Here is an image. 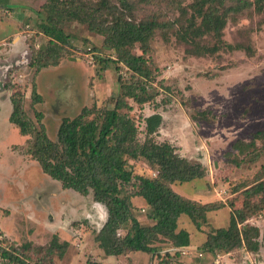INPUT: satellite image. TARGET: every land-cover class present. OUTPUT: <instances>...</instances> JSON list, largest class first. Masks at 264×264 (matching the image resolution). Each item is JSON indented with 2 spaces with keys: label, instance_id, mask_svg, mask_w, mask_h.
I'll return each mask as SVG.
<instances>
[{
  "label": "rangeland",
  "instance_id": "374dc122",
  "mask_svg": "<svg viewBox=\"0 0 264 264\" xmlns=\"http://www.w3.org/2000/svg\"><path fill=\"white\" fill-rule=\"evenodd\" d=\"M194 1L136 0L141 8L137 15L139 19L155 16L173 21L179 4L189 8ZM9 2V8H0V224L14 233L11 240L0 232L6 247L30 264H215L217 259L219 264H264L262 236L256 254L246 247L227 253L204 249L208 234L227 228L237 210L250 215L239 227L248 223L264 232V193L245 194L264 181V139L256 143L259 157L255 160L254 148L246 146L264 131V14L239 15L224 29V42L250 46L251 52L223 50L198 57L189 55L173 33L163 36L159 32L152 39L146 58L156 75L150 88L156 99L144 106L129 100L132 109L126 111L136 121L141 142L147 138L144 119L162 115V125L151 138L171 143L181 156L207 169L203 179L174 183L173 190L218 209L207 213L200 229L189 216L179 218L178 231L190 233L186 255L160 237L153 244L154 253L114 256L97 240L107 220L106 206L96 202L92 193L83 196L63 189L42 172L28 152L34 135H22L10 121L11 99L15 93L22 95L34 126L39 127L41 114L48 137L57 141L64 118H75L84 108H113L120 94L118 77L130 78V73L122 64L119 70L113 62L107 67L100 64L97 56L109 60L117 56L105 49L102 36L78 22L61 25L68 43L60 45L57 65L38 68L55 42L41 29L46 0ZM132 51L142 54L140 46ZM200 112L206 113L207 120L193 119ZM130 168L134 175L154 177L156 173L144 159L130 160ZM126 190L129 193L134 188L128 185ZM131 200L140 224L154 225L144 200ZM127 228L122 227L117 238H123Z\"/></svg>",
  "mask_w": 264,
  "mask_h": 264
},
{
  "label": "trees",
  "instance_id": "16d2710c",
  "mask_svg": "<svg viewBox=\"0 0 264 264\" xmlns=\"http://www.w3.org/2000/svg\"><path fill=\"white\" fill-rule=\"evenodd\" d=\"M3 7H10L9 0H0V8ZM43 9L46 21L41 24V29L55 42H51L53 48L46 52L38 68L57 65L61 53L59 47L68 43L61 25L78 22L102 36L105 49L117 56V60L97 56V61L106 67L108 62H113L118 70L121 69L119 64L124 65L130 78L119 75L120 94L113 108H84L77 117L64 118L57 141L48 137L46 127L40 122L41 114L38 116L39 127L34 126L24 110V97L15 93L11 99L10 121L22 135H34L28 152L42 172L61 183L63 189L83 196L92 193L96 202L106 206L107 220L97 240L108 255L154 253L157 248L153 244L160 237L170 240L177 249L190 246V233L184 229L178 231L179 218L189 216L200 229L207 220V213L218 207L184 198L172 186L177 182L203 179L207 169L203 164L181 156L171 143H159L151 138L163 122L159 113L144 119L147 138L139 141L136 121L126 111L132 109L129 100L144 106L156 99L155 90H150L156 75L150 69L146 55L157 33L163 36L173 33L192 56L205 57L223 50L247 49L251 52L250 46L244 48L242 44L224 42L223 32L228 21L239 15L264 14V0H195L189 8L179 4L178 17L173 21L155 16L139 19L137 13L141 8L136 0H46ZM135 46H140L141 55L132 51ZM52 53L56 55L53 57ZM38 99L35 96V101ZM197 117L193 119H206L207 115L200 112ZM263 139L264 131L258 132L246 145L254 148L252 160L259 157L256 143ZM140 159L155 168L154 177L134 175L130 160ZM128 185H132L134 191L128 193ZM262 193L264 181L245 190L247 197ZM133 197L144 200L154 225L140 224L132 211ZM249 218L250 215L237 210L231 215L227 228H216L208 234L204 249L211 253H227L246 247L252 254L258 253L264 232L261 234L258 226L248 223L239 227ZM125 226H128L126 234L117 238V232ZM6 245L7 242L1 239V264H30Z\"/></svg>",
  "mask_w": 264,
  "mask_h": 264
},
{
  "label": "crops",
  "instance_id": "0c3cea01",
  "mask_svg": "<svg viewBox=\"0 0 264 264\" xmlns=\"http://www.w3.org/2000/svg\"><path fill=\"white\" fill-rule=\"evenodd\" d=\"M40 195V194H39ZM49 199V198H48ZM51 208H55V206L54 205H52L51 206ZM56 209V208H55ZM3 225H1L0 224V232L6 237V238H8V239H13V235H14V233L11 231V230H9L8 228H6V226H3ZM1 264V263H0Z\"/></svg>",
  "mask_w": 264,
  "mask_h": 264
},
{
  "label": "built area",
  "instance_id": "2783aa9c",
  "mask_svg": "<svg viewBox=\"0 0 264 264\" xmlns=\"http://www.w3.org/2000/svg\"><path fill=\"white\" fill-rule=\"evenodd\" d=\"M1 239H3V236L2 235H0V240ZM182 254H184V255H186L187 254V248H181L180 250H179ZM200 256H202V254H200ZM213 263H215V264H219L220 263V260H215Z\"/></svg>",
  "mask_w": 264,
  "mask_h": 264
}]
</instances>
